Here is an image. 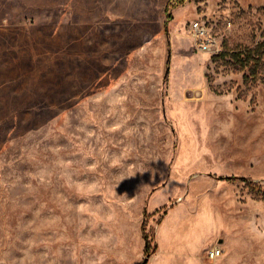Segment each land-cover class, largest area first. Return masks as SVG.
Segmentation results:
<instances>
[{"label": "rangeland", "instance_id": "1", "mask_svg": "<svg viewBox=\"0 0 264 264\" xmlns=\"http://www.w3.org/2000/svg\"><path fill=\"white\" fill-rule=\"evenodd\" d=\"M258 46L264 0H0V264H264Z\"/></svg>", "mask_w": 264, "mask_h": 264}, {"label": "trees", "instance_id": "2", "mask_svg": "<svg viewBox=\"0 0 264 264\" xmlns=\"http://www.w3.org/2000/svg\"><path fill=\"white\" fill-rule=\"evenodd\" d=\"M251 55L247 58L248 61H246L245 65H249V63H254L252 64V67H253V73L256 74L257 72V69L261 63V59L263 58L264 56V52H262V47L261 46H258L256 47L255 49L251 50L250 51ZM224 180H229V179H224ZM144 231V238L146 240V252H145V255H146V258L140 263V264H147L148 263V258L151 254H153L152 252H150V242H149V236L148 234L146 233V230H145V227L143 229Z\"/></svg>", "mask_w": 264, "mask_h": 264}, {"label": "built area", "instance_id": "3", "mask_svg": "<svg viewBox=\"0 0 264 264\" xmlns=\"http://www.w3.org/2000/svg\"><path fill=\"white\" fill-rule=\"evenodd\" d=\"M224 250L220 247H214L208 252V258L210 260H218L223 256Z\"/></svg>", "mask_w": 264, "mask_h": 264}]
</instances>
